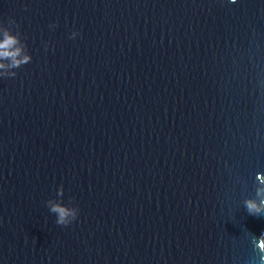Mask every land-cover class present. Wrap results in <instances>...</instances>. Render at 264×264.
<instances>
[{"label": "water", "instance_id": "water-1", "mask_svg": "<svg viewBox=\"0 0 264 264\" xmlns=\"http://www.w3.org/2000/svg\"><path fill=\"white\" fill-rule=\"evenodd\" d=\"M5 29L0 264H264V0H0Z\"/></svg>", "mask_w": 264, "mask_h": 264}, {"label": "clouds", "instance_id": "clouds-1", "mask_svg": "<svg viewBox=\"0 0 264 264\" xmlns=\"http://www.w3.org/2000/svg\"><path fill=\"white\" fill-rule=\"evenodd\" d=\"M19 41L18 38L10 34L6 29L3 30L2 38H0V68L7 67L2 61L4 59H11L13 66H19L21 63H27L31 57L24 55L21 57L22 48L17 47ZM250 213L258 214L264 211V200L257 203L256 201L246 202ZM52 212L57 214V223L66 224L70 222V219L75 218L76 212L74 209L68 208L62 204H52ZM257 246L264 251V234H261L256 239Z\"/></svg>", "mask_w": 264, "mask_h": 264}]
</instances>
